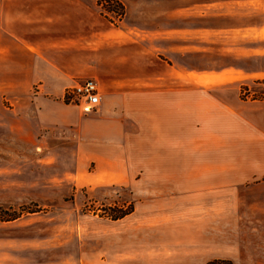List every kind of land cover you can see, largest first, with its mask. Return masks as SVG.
Masks as SVG:
<instances>
[{
  "label": "crops",
  "instance_id": "0c3cea01",
  "mask_svg": "<svg viewBox=\"0 0 264 264\" xmlns=\"http://www.w3.org/2000/svg\"><path fill=\"white\" fill-rule=\"evenodd\" d=\"M100 7L99 0H0V92L30 94L38 88L41 100L52 94L60 98L74 78L99 73L101 44L113 40H156L157 51L172 61L181 44L193 54L196 42L203 41L206 55L215 41L204 26L203 40L181 38L179 7H172L171 21L159 17L156 33L143 25L114 29L101 20ZM226 7L234 20L219 28L225 48L240 59L264 57V0H237ZM228 70L169 63L149 75L145 67L138 84L116 90L130 95H107L98 115L88 118L98 170L140 174L145 188L155 190L154 197L140 201L146 221L157 223L155 230L179 227L186 232L179 237L192 230L193 242L172 247L175 264L228 259V251L215 256L200 236L210 237L212 226L229 230V215L238 221L240 238L247 231L259 236L262 225L264 233V106L250 110L236 85L196 83V76ZM41 100L35 102L38 108H48ZM133 155L139 156L137 166ZM250 259L257 262L254 255Z\"/></svg>",
  "mask_w": 264,
  "mask_h": 264
},
{
  "label": "rangeland",
  "instance_id": "374dc122",
  "mask_svg": "<svg viewBox=\"0 0 264 264\" xmlns=\"http://www.w3.org/2000/svg\"><path fill=\"white\" fill-rule=\"evenodd\" d=\"M120 1L125 6L122 20L106 18L100 7L101 20L114 29L143 25L156 33L159 17L171 21L172 7H179L181 38L203 40L204 26L212 32L213 46L205 55L203 41L196 42L193 54L187 53L188 44H181V53L172 61L157 51L156 40H113L101 44L99 73L74 78L60 98L52 94L41 100L38 88L30 94L0 92V264H175L172 247L193 242L192 230L179 237L186 235L179 227L155 230L157 223L146 221L141 213L146 206L140 201L154 197L155 190L145 188L139 173L100 172L92 155L88 118L98 115L107 95H130L116 90H127L125 84L131 81L138 84L145 67L149 75L169 63L197 71L230 69L223 75L196 76V83L236 85L250 110L264 106V57L237 58L219 39L221 25L234 20L226 6L237 0ZM85 78L97 80L103 91L100 105L88 114L66 99L67 89ZM39 100L49 107L38 108ZM45 111L61 117H46ZM138 160L133 155L132 166ZM119 210L129 213L117 217ZM229 216V230L212 226L210 237L201 234L204 247L215 256L228 251L233 264H264L263 225L259 236L247 231L240 238L235 235L238 221ZM149 246L153 249H145ZM253 255L257 262L250 261ZM214 259L222 258L210 261Z\"/></svg>",
  "mask_w": 264,
  "mask_h": 264
},
{
  "label": "built area",
  "instance_id": "2783aa9c",
  "mask_svg": "<svg viewBox=\"0 0 264 264\" xmlns=\"http://www.w3.org/2000/svg\"><path fill=\"white\" fill-rule=\"evenodd\" d=\"M66 99L80 108L84 114L92 113L102 99L100 85L94 78L76 81L67 89Z\"/></svg>",
  "mask_w": 264,
  "mask_h": 264
},
{
  "label": "trees",
  "instance_id": "16d2710c",
  "mask_svg": "<svg viewBox=\"0 0 264 264\" xmlns=\"http://www.w3.org/2000/svg\"><path fill=\"white\" fill-rule=\"evenodd\" d=\"M99 5L101 6L102 13L106 18L109 17L122 20L125 15V6L120 0H99ZM120 216H125L129 213L127 210H119ZM208 264H233L229 259H214L208 262Z\"/></svg>",
  "mask_w": 264,
  "mask_h": 264
}]
</instances>
